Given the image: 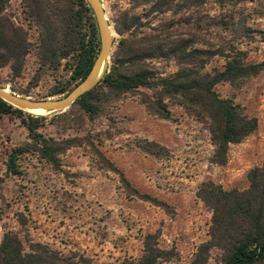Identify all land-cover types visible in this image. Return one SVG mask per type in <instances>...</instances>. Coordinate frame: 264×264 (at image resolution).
Masks as SVG:
<instances>
[{"label": "rangeland", "instance_id": "rangeland-1", "mask_svg": "<svg viewBox=\"0 0 264 264\" xmlns=\"http://www.w3.org/2000/svg\"><path fill=\"white\" fill-rule=\"evenodd\" d=\"M100 3L111 27V19L122 10L138 16L134 33L157 22L130 0ZM7 12L31 39L35 36L34 27H27L22 18L18 0L10 1ZM199 14L206 21L209 17L232 21L227 29L202 26L197 33L204 47L230 44L244 51L246 63L264 60V0L231 8L205 3ZM112 35L111 52L119 38L114 29ZM223 63V57L214 55L204 70L219 69ZM109 65L110 56L106 71ZM148 65L160 75L175 69L172 62L161 59ZM35 75L31 98L45 95L56 80H66L68 66L62 61L56 70H38L30 52L18 78L9 75L7 66L0 68V86L28 88ZM73 86L70 83L68 91ZM213 89L256 118V128L248 136L228 144L223 165L209 162L213 147L205 123L166 98L170 118L147 112L139 99L153 93L142 87L102 95L100 110L92 118L74 109L64 116L45 114L37 131L51 146L75 138L73 145H60L52 154L54 164L36 150L37 144L27 137L18 118L1 116L0 240L11 231L25 249L29 243H39L64 257H82L88 264H112L139 257L143 237L150 233L156 235L160 248L176 253L173 260L161 264H186L208 239L210 210L195 196L197 186L210 180L224 189H243L247 171L264 162V69L240 81L218 82ZM22 145H27V151L15 158L19 173L11 174L5 165L8 151ZM217 253L209 251L208 264H217Z\"/></svg>", "mask_w": 264, "mask_h": 264}, {"label": "trees", "instance_id": "trees-1", "mask_svg": "<svg viewBox=\"0 0 264 264\" xmlns=\"http://www.w3.org/2000/svg\"><path fill=\"white\" fill-rule=\"evenodd\" d=\"M10 1L0 0V68L7 66L9 75L18 78L30 52L35 56L38 70H56L63 61L68 66V78L56 80L45 95L33 97L65 94L70 83L75 85L87 73L98 50L97 28L90 6L86 0H18L26 26L34 27L35 36L31 39L28 30L7 12ZM251 1L254 0H130L133 7L142 6L146 16L156 18V24L147 23L146 31L134 33L140 24L138 16L127 10L118 12L111 19L119 38L110 54L108 70L67 111L52 116H64L74 109L92 118L100 110L98 102L102 95L115 96L146 88L153 95L143 94L139 100L147 112L170 118L166 98L205 123L213 147L209 162L223 165L228 144L248 136L256 128V118L247 116L230 98L217 95L213 87L221 81L236 82L258 73L264 69V60L246 63L244 51L230 44L219 49L204 47L197 33L202 26L227 29L232 21L212 17L206 21L199 13L205 3L231 8ZM214 55L224 58L221 68L204 70ZM155 59L172 62L174 71L164 75L154 72L148 64ZM37 79V75L33 76L28 88L10 86L9 89L22 96H32L29 88L36 85ZM3 115L18 118L27 137L37 144L36 150L52 164V154L60 150V145L74 144L75 138L70 137L51 146L37 131L46 115L24 113L0 99V117ZM26 151L27 145L8 151L5 165L11 174L19 173L15 158ZM246 180L243 189H224L210 180L197 186L195 196L210 210L208 239L196 247L186 264H208L211 249L218 252L217 264H264V162L250 168ZM142 244L139 257L122 258L112 264H161L176 255L172 248H160L155 234H145ZM0 264L88 262L82 257H64L39 243H29L25 249L14 233L6 231L0 240Z\"/></svg>", "mask_w": 264, "mask_h": 264}, {"label": "water", "instance_id": "water-1", "mask_svg": "<svg viewBox=\"0 0 264 264\" xmlns=\"http://www.w3.org/2000/svg\"><path fill=\"white\" fill-rule=\"evenodd\" d=\"M90 6L97 28L98 50L92 64L83 76L68 92L60 97H47L34 99L22 96L10 91L7 87L0 86V99L24 113H32L34 110H42L45 114H57L67 109L79 96L92 88L106 71L109 56L113 45V28L108 23L100 0H86Z\"/></svg>", "mask_w": 264, "mask_h": 264}, {"label": "bare ground", "instance_id": "bare-ground-1", "mask_svg": "<svg viewBox=\"0 0 264 264\" xmlns=\"http://www.w3.org/2000/svg\"><path fill=\"white\" fill-rule=\"evenodd\" d=\"M35 112H39V113H42L43 111H41V110H34Z\"/></svg>", "mask_w": 264, "mask_h": 264}]
</instances>
